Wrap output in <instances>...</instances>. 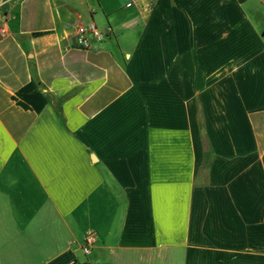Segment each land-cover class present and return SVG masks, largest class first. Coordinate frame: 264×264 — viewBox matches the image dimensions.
Instances as JSON below:
<instances>
[{
    "label": "crops",
    "instance_id": "1",
    "mask_svg": "<svg viewBox=\"0 0 264 264\" xmlns=\"http://www.w3.org/2000/svg\"><path fill=\"white\" fill-rule=\"evenodd\" d=\"M0 24V264H264V0H0Z\"/></svg>",
    "mask_w": 264,
    "mask_h": 264
},
{
    "label": "built area",
    "instance_id": "2",
    "mask_svg": "<svg viewBox=\"0 0 264 264\" xmlns=\"http://www.w3.org/2000/svg\"><path fill=\"white\" fill-rule=\"evenodd\" d=\"M109 29L101 30L97 27L94 22H89L86 26H84L79 33L76 35V43L78 46L82 48H88L90 46V38L93 37L97 41L103 40ZM6 34V29L4 25L0 24V37H3ZM95 242L94 235H87L84 239V243L81 246V251L84 254H88L90 252L91 245Z\"/></svg>",
    "mask_w": 264,
    "mask_h": 264
},
{
    "label": "rangeland",
    "instance_id": "3",
    "mask_svg": "<svg viewBox=\"0 0 264 264\" xmlns=\"http://www.w3.org/2000/svg\"><path fill=\"white\" fill-rule=\"evenodd\" d=\"M91 235H94L93 233H90ZM89 235V234H88ZM79 253V252H78Z\"/></svg>",
    "mask_w": 264,
    "mask_h": 264
}]
</instances>
